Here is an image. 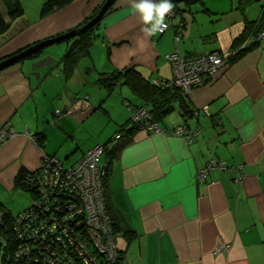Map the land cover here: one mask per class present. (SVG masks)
Instances as JSON below:
<instances>
[{
	"label": "crops",
	"instance_id": "0c3cea01",
	"mask_svg": "<svg viewBox=\"0 0 264 264\" xmlns=\"http://www.w3.org/2000/svg\"><path fill=\"white\" fill-rule=\"evenodd\" d=\"M19 1L24 13L0 35V60L80 27L105 0H72L45 16L40 10L46 0ZM171 2L176 14L170 21L166 19L165 32L145 40L130 0H113L90 54L79 61L68 79L61 67L56 72V67L52 68L55 60L50 67L32 69L30 63L47 54L0 70V128L7 124L13 131L0 144V196L15 192L18 172L38 169L44 156H54L60 162L73 157L75 163L99 144L92 142L87 149H79L84 140L80 134L94 114L101 112L120 126L132 118L124 98L134 105L143 104L124 91V107L120 101L117 107L115 103L104 105L112 93L107 95L95 82L98 73L135 67L150 81L170 80L171 66L164 58L167 53H228L247 22L260 16L259 4L242 7L244 0H237L229 9L224 8V2L222 8L215 4L218 0ZM176 34L180 35L177 42ZM261 45L188 93L195 110L207 107L205 114L200 112L186 121L190 133L195 134L191 140L173 134V128L185 121L175 110L158 122L164 131H137L112 160L106 186L110 201L122 224L136 234L131 242L118 238L119 248L126 251L125 264H264ZM57 48L62 58L66 46ZM94 53L100 55L98 60ZM87 85L97 87L88 89ZM58 98L62 107H57ZM57 109L61 111L58 116ZM38 134L43 136V146L34 140ZM112 137L102 134L98 141L106 144ZM211 159L224 160L229 169L211 171L205 182L198 183V170ZM0 202L13 215L7 202L2 198ZM221 241L230 246L217 251Z\"/></svg>",
	"mask_w": 264,
	"mask_h": 264
},
{
	"label": "trees",
	"instance_id": "16d2710c",
	"mask_svg": "<svg viewBox=\"0 0 264 264\" xmlns=\"http://www.w3.org/2000/svg\"><path fill=\"white\" fill-rule=\"evenodd\" d=\"M71 1L72 0H46L41 6V16L51 14L63 8ZM188 1L189 0H186V2ZM251 3L250 1L249 3L244 1L242 7L248 6ZM100 6L101 5L98 6L90 17L83 21L80 27H83L94 18ZM259 6V18L247 22L244 32L236 39L237 42L250 33L256 35L258 32L264 31V13H262L261 4H259ZM23 13L24 8L19 0H0V35L4 34L9 29L10 23L21 17ZM100 24L101 21L88 27L78 35L63 41L66 43V50L60 59V67L66 79L72 75L79 61L90 54L91 47L100 36ZM80 27L73 30H77ZM174 38L177 42L180 39V35L176 34ZM30 46H26L8 55L4 59L21 53ZM250 49L251 47H247L239 50L232 56V61H235L240 55ZM41 54L42 51H39L26 59H33L39 57ZM168 62L170 63V61ZM172 75H174L173 72ZM95 82L106 91L107 95L113 93L118 86H125L136 98L140 99L143 104L139 106L132 104L131 101L125 98L123 99L125 107L132 110V117L138 109L144 107L149 114V121L158 124L164 117L177 110L185 120L183 124L177 126H182L185 129V136L191 134L194 137L195 134L190 133L186 121L195 116L194 112L196 110L191 106L189 96L182 88L172 86L169 88L165 86L163 88L162 86L161 88L156 86L150 80L146 79L135 67H128L123 70L113 69L109 72L98 73ZM149 121L147 120L146 123L142 121L134 122L131 118L128 122L119 126L118 131L114 133L112 139L108 143L101 144L104 151L98 164L105 169V175L102 179V198L104 209L111 224L113 243L115 246L116 256L113 260L109 261L107 255L100 252L95 247L84 221V213L81 212L76 214V216L73 214L75 212L73 210L80 207L77 203L79 201L78 197L73 191L50 190L43 193L40 185H38L39 177L35 178L40 175V170H34L36 172L20 170L15 178V187L16 189L27 191L31 198L28 206L17 212L16 215L10 214L7 207L0 202V236L3 238L2 241L0 240V264H50V261L54 259H56L54 260L56 264H125L126 251L119 248L117 243L118 238L123 236L127 242H131L136 238V234L122 224L117 211L112 206L110 195L106 187L107 180L112 160L122 148L130 143L133 134L143 130V126ZM148 133L154 132L148 131ZM117 135L119 136L118 138H116ZM34 140H36L40 146H43L44 140L42 135H36ZM87 151H85V153ZM85 153L69 167H65L62 162L58 161L65 170L73 169L84 157ZM33 176L34 178L32 180ZM66 204L72 205V210H69ZM27 212L33 213L32 216L34 218L26 219L22 221L21 225L17 224L16 226V219L21 214ZM65 217H67V219L65 222H62ZM54 218L56 220H54ZM50 228L53 229L52 232H48ZM64 229H67V234L63 233L65 231ZM18 230L20 231L19 233ZM34 231H36V233H34ZM42 233H44L43 236H41ZM52 253L56 255H52ZM14 256H16L17 259L14 258ZM86 261H89V263H86Z\"/></svg>",
	"mask_w": 264,
	"mask_h": 264
},
{
	"label": "built area",
	"instance_id": "2783aa9c",
	"mask_svg": "<svg viewBox=\"0 0 264 264\" xmlns=\"http://www.w3.org/2000/svg\"><path fill=\"white\" fill-rule=\"evenodd\" d=\"M264 1V0H260ZM264 39V31L258 32L256 35H250L243 43L241 47L236 50L228 52L229 56H234L239 50L250 47V45L258 40ZM251 42V43H250ZM253 45V44H252ZM177 53V50H174ZM173 51V52H174ZM167 56V55H166ZM197 58V60H189L185 62L184 68L177 69L178 73H175L174 80L177 79V84L179 87H186L193 85L190 80L194 81V76H192V70L196 66L198 69H206L207 73H212V67H217L219 64L222 65V57L218 52L207 53L203 57ZM200 59V60H199ZM172 61V60H169ZM177 63V62H176ZM195 63V65H193ZM178 64V63H177ZM203 65V66H201ZM183 68V69H182ZM180 70V71H179ZM200 70H197V72ZM174 73V72H173ZM200 73V72H199ZM198 74V73H196ZM132 117L134 122H144L149 121V114L147 110L142 107L138 109ZM56 112H59L56 110ZM138 112V113H137ZM136 114V115H135ZM145 132L153 131L154 133H160L164 131L161 127L155 122H147L143 126ZM185 129L182 126H175L173 128V134L178 136H184L187 139L191 140L192 135L185 136ZM13 135V131L9 125L4 124L0 128V144L7 140L10 136ZM119 136L117 135L116 138ZM103 146L97 144L90 148L84 155V157L77 163L76 167L73 169L65 170L60 162L55 157L44 156L40 163V166L37 170H40V175L35 177L38 178V185H40L43 193L50 190L64 191L71 190L78 197V204L80 207L76 208L73 214L84 213L85 223L88 228L89 236L94 243L95 247L102 253L107 255L109 261L115 258V246L113 243L111 224L107 217L106 211L103 205V194H102V179L105 175V169L98 164V161L103 154ZM240 168V166H239ZM228 165L224 160L211 159L206 165L200 168L197 172L196 179L198 183H203L206 180V177L211 171L214 170H228ZM34 171V172H36ZM33 173V172H32ZM30 177V176H29ZM239 177V175H238ZM31 178V177H30ZM34 176L32 177L33 180ZM42 185V186H41ZM68 205V204H66ZM69 210H72V205H68ZM33 213H24L21 214L15 221L17 224L21 225L22 221L26 219H32ZM72 214V215H73ZM34 218V217H33ZM67 217L63 218L62 222H65ZM54 220H56L54 218ZM53 229H48V232H52ZM64 234H67V229H64ZM20 231L18 230V233ZM36 233V231H34ZM44 233L41 234L43 236ZM58 238V237H57ZM59 239V238H58ZM228 243L220 242L217 247V251L221 249H228ZM27 252V251H25ZM52 255H56L52 253ZM56 260V259H54ZM50 261V264H56L55 262ZM89 263V261H86Z\"/></svg>",
	"mask_w": 264,
	"mask_h": 264
},
{
	"label": "rangeland",
	"instance_id": "374dc122",
	"mask_svg": "<svg viewBox=\"0 0 264 264\" xmlns=\"http://www.w3.org/2000/svg\"><path fill=\"white\" fill-rule=\"evenodd\" d=\"M193 1H200V0H189V2H193ZM210 1V0H205ZM240 1V0H239ZM246 3L252 2L250 5L252 7V4H261V9H262V13H264V1H260V0H244ZM254 1V2H253ZM222 2H224V8L229 9L230 7L236 6L235 4L237 3V0H233L232 3L230 4V0H218V2H215V4H220L221 8H222ZM214 4V5H215ZM176 12H175V8H173L172 12L170 15L167 16V21H170L174 16H175ZM165 30L161 33H164ZM253 35V33H250L248 36H246L245 38H242L239 42H237L236 40H234L233 44H232V51L236 50L235 48H239L243 45L244 41L250 36ZM251 43V42H250ZM253 44V45H252ZM250 45L251 49L254 48L255 46L262 44V53H264V39L258 40L257 42H254ZM61 45H63V47L66 46V43L62 42L60 44H55L52 46H48L45 49L42 50V54H47L45 56H52L55 59V63L53 64L52 68L54 69L56 67V71H60V56L58 55V48L57 47H61ZM248 47V46H247ZM246 48V47H245ZM55 49V50H54ZM174 51V50H173ZM171 51L169 53H167L165 55V59L166 61L172 60L170 61V66H171V70L172 72H174L173 74L176 75L175 73H178V68L181 69V67L184 68L185 65H190V64H186L185 62H188L189 60H197V58L202 59L201 57H203L204 55H206L207 53H203L200 54L198 56H186L183 54H180L178 51L177 53L174 51ZM219 53V55L222 57V65H218L217 67H212L213 72L212 73H207L206 69H198L196 66L193 68L192 70V76L196 77L194 78L195 83H193V85L191 86H186V87H179V85L177 84L178 80L177 79H173L174 75H172V78L170 80H152L151 82L154 83L156 86H159L162 88H164V86L167 88L169 87H177V88H182V90L184 92H186L187 94L191 92V90L193 88H196L200 85H203L204 83H207L208 81H210L212 78H214L215 76H217L219 73L223 72L226 70V68L231 64L232 58L231 56L228 55V53L226 52H222V51H217ZM94 56L96 57V59L98 60L99 56L98 54L94 53ZM199 59V60H200ZM87 61V60H86ZM83 62V63H86ZM185 61V62H184ZM178 64H177V63ZM88 63H90V61H88ZM180 63H182L181 67H180ZM91 64V63H90ZM31 65V63H30ZM92 65V64H91ZM91 65H89L88 67H91ZM193 65H195V63H193ZM58 66V67H57ZM203 66V65H201ZM182 68V69H183ZM49 69V68H48ZM90 69V68H89ZM45 71V69H42ZM197 70H200L197 72ZM84 71V70H83ZM180 71V70H179ZM200 72V73H199ZM198 73V74H196ZM95 73H93L92 77H95ZM53 86V83H52ZM88 89L91 87H97L96 85H87L86 86ZM99 89V88H97ZM127 91L131 94V92L128 90V88L124 87V86H118L114 93H112L111 97L107 98L104 100V105H112L113 103H115V106L117 107L118 101H120L121 105L124 107L123 103H122V98H123V94L121 92ZM101 92L104 94V90L102 89ZM132 95V94H131ZM105 97V95H103ZM137 101V100H136ZM63 101L58 98L56 100V104L57 107H62L63 106ZM77 104V103H74ZM72 104V105H74ZM74 107H72L71 109L68 108V111L73 110ZM59 112L55 111V115L58 116L61 114V111L59 109H57ZM207 110V107L204 106L201 109H198L194 112L195 115L200 114V112L204 113V111ZM139 111V110H137ZM138 113V112H137ZM136 115V114H135ZM86 127L85 131H82L80 134V138H84L83 141H81L80 144H82L79 149L81 148L82 150L87 149L88 145L91 144L92 142H98L100 144V141H98V137L101 136L102 134L106 135V136H113L115 132L118 131L119 129V125H117V123L115 122H109V117L106 116L105 114L98 112L96 114H94L93 116H91L87 121L86 124L84 125V128ZM84 130V129H81ZM76 160V158L70 157L66 160L62 159V164L65 167H69L72 165V162ZM0 198H2V200L4 202H7L8 204V208H10V210L12 211L13 215L16 214L19 210L24 209L26 206H28L29 201H30V194L27 191H23L22 189H17L15 192H11L10 194L8 193H4L2 196H0ZM1 221V219H0ZM0 240L2 241L3 238L0 236ZM14 258L17 259L16 256H14Z\"/></svg>",
	"mask_w": 264,
	"mask_h": 264
},
{
	"label": "clouds",
	"instance_id": "9594fccd",
	"mask_svg": "<svg viewBox=\"0 0 264 264\" xmlns=\"http://www.w3.org/2000/svg\"><path fill=\"white\" fill-rule=\"evenodd\" d=\"M130 2L139 17L145 40L167 29L166 18L174 7L171 0H130Z\"/></svg>",
	"mask_w": 264,
	"mask_h": 264
},
{
	"label": "water",
	"instance_id": "95a60500",
	"mask_svg": "<svg viewBox=\"0 0 264 264\" xmlns=\"http://www.w3.org/2000/svg\"><path fill=\"white\" fill-rule=\"evenodd\" d=\"M112 3H113V0H105L104 4L102 5L101 9L98 11L97 15L92 20H90L86 25H84L83 27H81L77 30L69 31L65 34L57 35L56 37H52V38H48V39H45L43 41H40V42L28 47L26 50L22 51L21 53H18L12 57H9L7 59L0 61V70H2L3 68H5V67H7L13 63L18 62V61L25 60L30 55H32L36 52L42 51L43 49H45L48 46L58 44V43H61L65 40H68V39L74 37L75 35L79 34L80 32L84 31L88 27L93 26L95 23H97L101 19L103 14L111 7ZM54 60L55 59L52 56H44V57L39 58L38 60L34 61L31 64V67H32V69H40L43 67H50L54 63ZM63 111L65 112V109H63Z\"/></svg>",
	"mask_w": 264,
	"mask_h": 264
},
{
	"label": "flooded vegetation",
	"instance_id": "af4514ba",
	"mask_svg": "<svg viewBox=\"0 0 264 264\" xmlns=\"http://www.w3.org/2000/svg\"><path fill=\"white\" fill-rule=\"evenodd\" d=\"M104 2H105V1H104ZM104 2H103V4H104ZM103 4H102V5H103ZM102 5L100 6L99 10L101 9ZM111 7H112V5H111ZM111 7H110V8H111ZM110 8H109V9H110ZM109 9H108V10H109ZM99 10H98V11H99ZM108 10L103 14V16L101 17V19H102V18L104 17V15L108 12ZM97 13H98V12H97ZM96 15H97V14H96ZM96 15H95V16H96ZM95 16H94V17H95ZM101 19H100L99 21H101ZM99 21H98V22H99ZM80 28H81V27H80ZM77 35H78V34H77ZM75 36H76V35H75Z\"/></svg>",
	"mask_w": 264,
	"mask_h": 264
},
{
	"label": "bare ground",
	"instance_id": "6f19581e",
	"mask_svg": "<svg viewBox=\"0 0 264 264\" xmlns=\"http://www.w3.org/2000/svg\"><path fill=\"white\" fill-rule=\"evenodd\" d=\"M190 82H191L192 84L194 83L192 79L190 80Z\"/></svg>",
	"mask_w": 264,
	"mask_h": 264
}]
</instances>
